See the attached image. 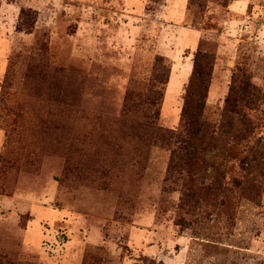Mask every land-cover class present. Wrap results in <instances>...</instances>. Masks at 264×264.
Here are the masks:
<instances>
[{
  "label": "rangeland",
  "instance_id": "obj_1",
  "mask_svg": "<svg viewBox=\"0 0 264 264\" xmlns=\"http://www.w3.org/2000/svg\"><path fill=\"white\" fill-rule=\"evenodd\" d=\"M197 51L216 136L260 92L232 161L148 122L153 90L177 128ZM0 264H264V0H0Z\"/></svg>",
  "mask_w": 264,
  "mask_h": 264
},
{
  "label": "trees",
  "instance_id": "obj_2",
  "mask_svg": "<svg viewBox=\"0 0 264 264\" xmlns=\"http://www.w3.org/2000/svg\"><path fill=\"white\" fill-rule=\"evenodd\" d=\"M194 60L195 62L182 96V106L177 128L166 131L156 128L155 122L160 115L163 94L159 95V93L153 90L148 92L146 97L147 103L144 105L146 106L145 112H148L149 125L152 127L153 132L158 133L163 140H175L178 145L181 144L182 149L195 162L190 164L192 166L200 161L196 153L203 151L207 147L204 140H209V146L214 147L217 145L214 140L221 136L226 141H229V143L226 142L219 145L220 149H223L225 152L226 158L224 160L232 161L237 159L242 152L251 150V144H255L256 141L252 137L253 129L256 127L255 121L252 120L251 115L242 114L241 109L238 108V102L243 100L247 104L248 109L254 111L256 103L260 98V92L249 79H245L240 83V86L243 87L241 96L234 93V89L232 90L231 88L230 96L225 100L224 113L222 115L223 119L227 117V129L220 130L221 133L216 136L218 130L203 119L204 100L207 96V83L210 78L213 57L208 53L197 51ZM136 104L137 106L141 105L140 102ZM128 109L130 107H125V112ZM234 121L241 125L240 130L235 127ZM216 140L218 141V139ZM209 164L211 165L210 162Z\"/></svg>",
  "mask_w": 264,
  "mask_h": 264
}]
</instances>
